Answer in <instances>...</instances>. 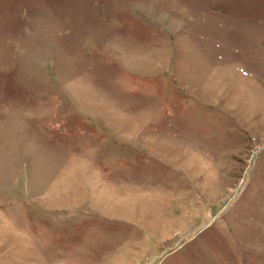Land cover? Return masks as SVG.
<instances>
[{
    "label": "rangeland",
    "instance_id": "obj_1",
    "mask_svg": "<svg viewBox=\"0 0 264 264\" xmlns=\"http://www.w3.org/2000/svg\"><path fill=\"white\" fill-rule=\"evenodd\" d=\"M0 264H264V0H0Z\"/></svg>",
    "mask_w": 264,
    "mask_h": 264
}]
</instances>
